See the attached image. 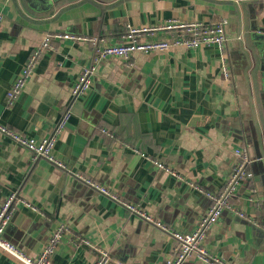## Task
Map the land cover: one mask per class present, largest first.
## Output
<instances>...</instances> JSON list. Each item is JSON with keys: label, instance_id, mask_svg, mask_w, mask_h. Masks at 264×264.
Returning <instances> with one entry per match:
<instances>
[{"label": "crops", "instance_id": "obj_1", "mask_svg": "<svg viewBox=\"0 0 264 264\" xmlns=\"http://www.w3.org/2000/svg\"><path fill=\"white\" fill-rule=\"evenodd\" d=\"M53 6V7H51ZM0 123L44 137L62 112L72 115L55 147L67 164L33 161L31 152L0 132V206L13 192L36 205L17 204L5 235L37 256L61 222L66 232L53 264H93L99 248L109 264H165L170 235L86 185L97 179L156 218L191 231L208 197L157 167L134 147L200 183L220 190L247 146L250 176L234 200L254 220L224 211L208 232L207 247L234 264H264V0H0ZM171 18L217 23L227 18L229 40L197 48L135 52L128 60L103 59L91 88L72 97L92 62L90 42L62 40L43 53L23 93L6 95L46 33L99 36L120 42L128 25H157ZM157 32L152 38H168ZM223 55L230 75L224 76ZM114 132L109 137L102 132ZM133 147V148H132ZM256 189V202L247 196ZM87 240L91 244L87 243ZM0 264H23L0 249ZM184 264H206L192 257Z\"/></svg>", "mask_w": 264, "mask_h": 264}, {"label": "built area", "instance_id": "obj_2", "mask_svg": "<svg viewBox=\"0 0 264 264\" xmlns=\"http://www.w3.org/2000/svg\"><path fill=\"white\" fill-rule=\"evenodd\" d=\"M4 17V12L0 10V26ZM228 23L229 20L227 18H223L217 23L186 21L179 18H171L157 25H144L140 27L128 25L122 36V40L113 44L107 43L102 37L94 35H77L58 30L48 32L41 43L31 50L19 75L7 91L6 101L11 105L23 93L40 57L45 51L54 48L57 41H87L93 46L94 55L92 62L89 66L83 69L71 90L72 97H77L91 88L93 77L97 71L98 65L106 57L117 56L128 60L135 52H164L173 46L197 48L204 45L215 44L223 50L229 40L227 32ZM161 31L169 33L170 36L168 38H152L155 33ZM223 57L224 62L222 71L224 76L228 78L230 75L229 64L226 57L224 55ZM71 115L72 110L70 108L65 109L60 115L51 133L40 138L27 135L2 123H0V132L30 151L33 161L44 158L62 169H67V164L57 155L55 147L59 137L66 129ZM102 132L109 137H115L114 132L109 129L103 128ZM134 151L139 152L148 158L150 157L151 161L157 167L171 173L178 179L186 181L191 187L201 191L208 197V208L193 230L182 231L176 229L156 218L146 209L122 197L118 192L114 191L107 185H104L97 179L87 177L78 172H76L75 175L93 190H96L102 195L116 201L135 216L166 231L173 240V246L171 254L165 260V264H184L192 257H195L206 264H234L233 262L213 253L207 247L206 239L210 229L226 210L239 217L247 218L250 221L254 220L238 204H236L234 200L237 192L250 176V162L252 159L248 147L240 145L234 149V154L236 155L237 160L232 167L226 183L217 191H209L205 189L197 181L187 178L183 173L177 171L163 160L151 157L148 153L137 147H134ZM250 192L251 193L247 196V200L251 203H255L256 189L252 187L250 188ZM20 202L34 210H38L36 205L32 204L27 199L22 198L17 192L11 193L3 201L0 206V249L11 253L23 264H53V256L58 244L61 242L66 232H71L70 226L66 222L58 224L49 235L42 251L37 256H32L15 242L9 240L5 235L6 228L12 218L14 210ZM87 243L91 244L88 240ZM97 249L99 252L93 264H109L112 261L111 252L106 248L97 247ZM119 264L123 263L119 262Z\"/></svg>", "mask_w": 264, "mask_h": 264}, {"label": "water", "instance_id": "obj_3", "mask_svg": "<svg viewBox=\"0 0 264 264\" xmlns=\"http://www.w3.org/2000/svg\"><path fill=\"white\" fill-rule=\"evenodd\" d=\"M58 1H60V0H51V5L57 3ZM51 7H53V6H51Z\"/></svg>", "mask_w": 264, "mask_h": 264}]
</instances>
